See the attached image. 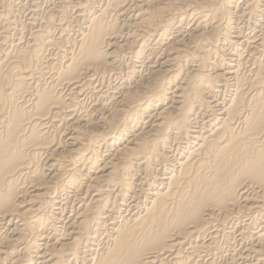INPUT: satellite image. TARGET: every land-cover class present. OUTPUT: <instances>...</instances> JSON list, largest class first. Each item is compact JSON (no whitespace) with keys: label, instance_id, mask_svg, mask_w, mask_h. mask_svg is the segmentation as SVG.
I'll use <instances>...</instances> for the list:
<instances>
[{"label":"bare ground","instance_id":"obj_1","mask_svg":"<svg viewBox=\"0 0 264 264\" xmlns=\"http://www.w3.org/2000/svg\"><path fill=\"white\" fill-rule=\"evenodd\" d=\"M20 1L0 0V264H217L234 233L225 264H264V51L230 52L264 0H58L27 27Z\"/></svg>","mask_w":264,"mask_h":264},{"label":"rangeland","instance_id":"obj_2","mask_svg":"<svg viewBox=\"0 0 264 264\" xmlns=\"http://www.w3.org/2000/svg\"><path fill=\"white\" fill-rule=\"evenodd\" d=\"M26 1V2H25ZM21 0L20 1V3L18 2H14V7H16V10H17V12H16V23H20V24H17L18 26H20V25H23V26H25V27H27V26H29V24H30V18L29 17H33L34 15L36 16H34L33 18H38L39 17V14H40V12H41V10H43V9H45V7L47 6V5H51V4H53V3H55V2H57L58 0H40V3H39V5H38V7L37 8H34V7H32V2H31V0ZM28 1V2H27ZM49 1V2H48ZM242 0H239L238 1V4H237V6L238 7H236L234 10L236 11L237 10V12H239V8H240V6H241V4H240V2H241ZM24 2V3H23ZM44 2V3H43ZM48 2V3H47ZM51 2V3H50ZM93 2V1H92ZM96 2V3H95ZM43 3V4H42ZM47 3V4H46ZM94 4V6H93V8L94 7H97L98 6V3H100V0H95L94 2H93ZM16 4V5H15ZM27 4L30 6H27ZM31 4V5H30ZM43 6H42V5ZM26 7H25V6ZM23 6V7H22ZM28 7L30 8L29 10H28ZM31 7H32V9H31ZM44 7V8H43ZM21 8H22V11H21ZM34 8V9H33ZM39 9V10H38ZM24 10V11H23ZM36 12H35V11ZM24 14H23V13ZM26 12V13H25ZM19 13H21L20 15H19ZM33 13V14H32ZM17 14H18V16H17ZM30 14V15H29ZM32 14V15H31ZM263 14H264V4H263ZM261 15V16H257V17H255L254 19H252V20H250V21H247V19L246 20H243V19H239V21H238V19L236 20L238 23H237V26H239L238 28H239V34L241 33L242 35H240V38H239V41H241V42H237L238 44H236V46L230 51V52H232L233 51V53L235 54V53H239L238 51H240V53L239 54H242L243 56H244V62H243V64L245 65V66H248V64L250 65V63H252L255 59H257L258 57L259 58H261L262 57V55H261V52L262 51H264V34H263V32H261L260 31V29L261 28H263L264 29V15ZM29 15V16H28ZM22 16H23V18H22ZM27 16V17H26ZM38 16V17H37ZM261 17V18H260ZM24 19V20H23ZM28 22H27V21ZM249 20V19H248ZM253 20H254V22H256V20H258L257 21V23L255 24V23H253ZM246 21H247V23H246ZM261 21V22H260ZM250 22V23H249ZM188 24H190V22H188ZM243 24H245V25H243ZM246 24L248 25V28L246 27ZM252 24H254V25H252ZM258 24H259V26H258ZM263 25V26H262ZM74 26V25H73ZM185 26V28H188L190 25H184ZM188 26V27H187ZM242 26H244V28L242 27ZM253 28H252V27ZM250 27V28H249ZM255 27V28H254ZM74 29V28H73ZM242 29V30H241ZM252 29V30H251ZM263 29H261V30H263ZM12 31V32H11ZM8 34H9V38H10V36H11V38L10 39H8V40H12V39H15L16 37H18V36H20V34L19 33H17V31L15 32V31H13V30H11ZM242 31V32H241ZM246 31V32H245ZM253 31V32H252ZM14 35H13V34ZM17 33V34H16ZM71 33V32H70ZM251 33V34H250ZM259 33V34H258ZM8 34H6V35H8ZM12 34V35H11ZM27 34V32H26V29H24L23 30V34H22V36L24 37V38H26L27 36H28V34ZM181 34L182 35H184L185 34V32H181ZM244 34H246L245 36H243ZM17 35V36H16ZM257 35V36H256ZM241 36H243V37H241ZM249 36V37H248ZM259 36V37H258ZM261 36V37H260ZM263 36V37H262ZM7 37V38H8ZM14 37V38H13ZM3 38V37H2ZM2 38H1V35H0V40L2 41ZM243 38L245 39V40H243ZM246 38H247V40L250 38V40H252L251 38H253V40L254 41H257V42H259L260 44L258 45V47H260V49H254V48H250L247 44H246ZM241 39V40H240ZM256 39V40H255ZM262 41H261V40ZM260 40V41H259ZM9 43H10V41H9ZM243 44V45H242ZM262 44H263V46H262ZM244 46V47H243ZM261 47H263V48H261ZM249 48V49H248ZM244 50H246L247 51V53H246V51H244ZM250 52H249V51ZM260 50V51H259ZM262 50V51H261ZM235 51V52H234ZM243 51H244V53H243ZM251 51H253V52H251ZM257 51V52H256ZM251 53V54H249V53ZM253 53H254V56H252L253 55ZM256 54V55H255ZM127 56H126V61H124V65H123V70L122 71H125V72H122V74H127V69L128 68H126L127 67V65H129L130 63H132V61H130L131 59L129 58V55L128 54H126ZM246 55H248V56H246ZM252 56V57H251ZM247 57V58H246ZM254 57H256V58H254ZM129 58V59H128ZM251 58H253V59H251ZM249 59H251V60H249ZM128 60V61H127ZM144 60V61H143ZM248 60H249V62H248ZM130 61V62H129ZM140 61V62H139ZM251 61V62H250ZM126 62H127V64H126ZM137 62V63H136ZM133 61V64L136 66L135 68L136 69H138V70H140L143 66H146V64H148V62H147V59H145V58H142L141 60H137V61ZM139 62V63H138ZM143 62V63H142ZM246 62V63H245ZM145 63V64H144ZM143 65V66H141V65ZM126 65V66H125ZM244 65H242V66H244ZM140 67V68H139ZM126 69V70H125ZM144 70H145V68H143ZM112 75V77H109V76H111ZM109 76H107L106 77V79H108V80H110V83H109V81L108 80H105V82H101V81H96V83H95V85L96 86H98V87H100V84L101 85H105L106 87H104L105 89H109V90H112V86L113 85H111V84H115L116 82V84H119L120 83V77H118V78H116V80H115V78H113V77H115V75L112 73V74H109ZM110 78V79H109ZM114 79V80H113ZM114 81V83H113V81ZM98 84V85H97ZM111 85V86H110ZM111 87V88H110ZM88 95H91L90 93H88V94H86V96H85V98H84V104H86V105H90L91 104V102L93 103V101L95 102V100L93 99V101L91 100V101H89L88 102V100H89V97H90V99H92L94 96L93 95H91V96H88ZM88 96V97H87ZM220 96V95H219ZM87 98V99H86ZM220 98H222V96H220ZM86 99V100H85ZM88 102V103H87ZM103 149L104 148H101V151L103 152V153H105L106 154V151H105V149H104V151H103ZM69 207V208H68ZM71 207V208H70ZM68 208V209H67ZM67 208L66 209H64V214H65V216L67 217V216H69L70 214H72V212H74L73 210H74V206H67ZM69 214V215H68ZM251 214H252V216L254 215V214H256L255 212L254 213H244V216L241 218V220H246L247 218H249L250 216H251ZM246 215L248 216L247 218H246ZM245 217V218H244ZM49 232L50 231H47L46 232V234L48 233L49 234ZM47 234V235H48ZM233 234H231V236H232ZM236 237V240L234 241V240H232V239H234L233 237ZM219 238H220V240H221V242L223 243H221V242H219L220 240H219ZM219 238L217 239L218 241L217 242H219V243H217L218 245L220 244L221 246H223V255H222V250H221V252H219V254H217L216 256L217 257H215V260H216V263L217 264H225V263H227L228 261H229V258H230V256L231 255H238V253H239V251H242L245 247H247L248 245H249V243L251 242V240H249L248 241V239L249 238H242V239H237V236H236V233H234V235L232 236V237H230L229 236V239L231 240H229V239H224V237H223V235L221 234L220 236H219ZM246 239V240H245ZM226 240V241H225ZM238 240V241H237ZM241 240V241H240ZM243 240H245V242L243 241ZM229 241V242H228ZM238 243H237V242ZM243 241V242H242ZM227 242V243H226ZM225 243V244H224ZM231 243H233V244H231ZM236 243V244H235ZM229 244V245H228ZM239 244V245H238ZM243 244V245H242ZM219 245V246H220ZM235 245V246H234ZM242 245V246H241ZM226 246V247H225ZM245 246V247H244ZM238 247V248H237ZM229 250H228V249ZM235 248L236 250H233V249ZM240 248V249H239ZM233 251H231V250ZM228 250V251H227ZM231 251V252H230ZM235 251V252H234ZM226 252V253H225ZM228 252V253H227ZM230 252V253H229ZM225 253V254H224ZM235 253V254H234ZM221 254V255H220ZM227 254V255H226ZM220 255V256H219ZM224 255H225V257H224ZM224 258H223V257ZM228 256V257H227ZM252 256V255H251ZM251 256H250V258H249V260L250 259H253V256H252V258H251ZM210 258H211V255L209 256ZM218 257H220V259L218 258ZM219 260H218V259ZM225 259H228V261L226 260V262H225ZM217 260H218V262H217ZM221 261H223V262H221Z\"/></svg>","mask_w":264,"mask_h":264}]
</instances>
